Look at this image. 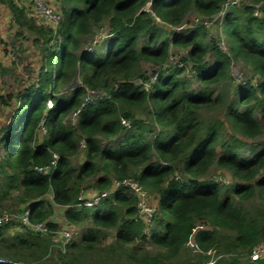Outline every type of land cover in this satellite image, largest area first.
I'll use <instances>...</instances> for the list:
<instances>
[{
  "label": "trees",
  "instance_id": "obj_1",
  "mask_svg": "<svg viewBox=\"0 0 264 264\" xmlns=\"http://www.w3.org/2000/svg\"><path fill=\"white\" fill-rule=\"evenodd\" d=\"M56 1L60 23L55 28L39 23L17 0H0L21 30L18 35L33 34L43 60L38 83L18 96L10 123L1 129L0 213L9 208L6 201L17 196L22 211L30 208L32 222L59 229L51 219L56 207H63L69 226L89 224L66 253L51 258L52 264H86L91 256L103 258V230L116 231L110 250L125 254L128 264H173L171 260L190 241L204 253L214 249L217 257L223 255L212 264H264V259L248 257L264 242V209L250 211L236 201L255 195L264 200V149L245 159L239 146L222 136L227 126L251 139L264 133V0H248V5L230 7L222 16L228 52L214 37L204 41L205 18L186 32L171 28L183 25L191 11L211 19L221 13L225 0ZM256 4L261 5L258 14ZM157 19L170 33L160 43ZM97 26L106 27L112 37L109 49L103 55L80 54L82 39ZM143 37L146 45L140 43ZM181 48H190L180 59L183 66L164 69L173 49ZM239 61L251 65L259 81L238 85L239 101L227 106L223 119H200L201 110L222 106V95L212 86L232 79L230 66ZM143 63L160 69L149 90L133 82ZM187 69L201 85L196 92L179 78ZM76 72L82 85L60 94ZM6 73L0 65V75ZM87 89L104 91L109 98L84 105ZM137 110H149V120L136 119ZM123 119L130 121V128ZM155 126L158 133L152 138ZM114 138H120L122 145L102 146V139ZM82 144L85 160L72 167V157ZM213 167L230 173L236 184L226 187L208 178ZM87 179L95 181L85 186ZM127 179L148 192L149 207L157 205L150 225L137 206L140 197L128 186L114 188ZM96 192L110 194L97 205H78L82 196ZM48 193L53 200L46 198ZM19 224L22 231L14 230V221L0 228V256L41 260L51 237ZM139 241L160 252L135 247ZM197 261L209 262L210 257Z\"/></svg>",
  "mask_w": 264,
  "mask_h": 264
},
{
  "label": "rangeland",
  "instance_id": "obj_2",
  "mask_svg": "<svg viewBox=\"0 0 264 264\" xmlns=\"http://www.w3.org/2000/svg\"><path fill=\"white\" fill-rule=\"evenodd\" d=\"M20 5L25 7L31 16H33L36 20H41L43 18H40L37 15L36 9H35V3L34 0H17ZM229 1V0H225ZM243 4L248 5V0H241L239 5L241 6ZM150 4L147 5V8H149ZM230 9V8H229ZM52 11L56 16H59V9L56 3L52 6ZM205 18V20H203ZM221 16L220 14L212 17L211 19H208L204 16L199 15L198 13L191 11L189 14L188 19L183 23V25L179 26L177 29L184 28L180 30L182 31H188L189 29H193L197 24L200 23V21H206L208 23V27H206V37L204 41L206 43H209L210 39L214 37L216 39V42L218 43L219 47L223 48L225 52H228V41L226 40L225 32L221 24ZM157 22L160 24L159 26V38L158 43L162 42L165 38L170 36V33L168 29L161 26L162 21L160 19H157ZM47 23V22H46ZM49 25V22L47 23ZM173 31H176L174 27H171ZM11 34L9 35V38L4 40L1 39V44L3 46L0 53V65H2L3 68L6 69L7 73L4 75H0V133L1 129L6 127L10 121L13 112L17 108L19 104L18 96L21 94H24L25 91L31 87L32 85H35L38 83L40 79V71L43 67V60L40 54V48L33 43V34L30 32L25 31L24 36H19L18 33L21 31L19 28L11 27L8 28ZM185 31V32H186ZM102 34V35H101ZM112 37L108 36L107 34V28L102 27H95L92 30V33H90L88 36L84 37L82 39V46L80 50V54L84 53L85 51L90 52L91 54H105L106 51L109 49L111 45ZM141 45L147 44V37H143L140 41ZM190 48H181V49H173L172 58H175V60L183 59L184 57H187L188 51ZM208 61L212 62L213 56L210 53L207 55ZM183 64V63H182ZM142 70L136 72L134 75V80L138 85H142L144 80L140 79V75H145L147 78L150 77L153 74V71L157 69V67H152L150 63H143L142 64ZM169 71V69H168ZM230 76L232 79H227L223 81L222 83L218 85L212 86V90H215L217 93H220L223 98L222 106H220L218 109H204L199 112V118L209 122L210 120L219 118L223 119L225 115V110L228 105L233 104L236 105L239 101L238 99V85L245 84L246 82L250 83H256L259 81V76L255 74L252 70L251 65L247 66L242 61L239 62H232L230 66ZM194 76L191 75L189 70L187 69L186 72L181 75L179 78L184 81V85L186 88L193 90L196 92L201 88V85L199 81H197ZM82 85V79L81 76L76 72L74 76L71 77L70 82L67 84V86L62 90V93H66L70 91L73 87ZM146 90V89H145ZM59 94V95H60ZM85 98V96H84ZM149 113V110H137L134 111L135 118L137 119H146L149 120V117L147 116ZM70 119L73 121L74 116L72 115ZM155 131L152 135H150L152 138L157 135L158 133V127L155 126ZM223 138L229 143L230 145H238L239 146V153L242 155L243 158L247 159L251 157L254 153L259 152L264 149V133L256 137L255 139L247 138L241 134H239L236 131H233L227 126L222 131ZM237 138L241 141V143L235 142L233 139ZM101 144L103 147H108L110 149H113L116 146L122 145L120 138H114L109 140H103L101 141ZM219 153L221 152V149H218ZM0 154H1V148H0ZM85 160L84 156V144L80 146V150L78 154L72 157V167H78L80 164L83 163ZM264 175V171H263ZM229 177V181L225 184L226 187H232L234 184H236L237 180L232 178L231 174L221 170L217 167H213L208 174V178L216 180L218 177ZM218 180V179H217ZM95 179H87L84 182V185H91ZM84 186V187H85ZM12 199V200H11ZM10 200L6 201V206L9 208L4 209L5 211L12 212L14 214H20L24 211L20 208V206H17V196L11 197ZM236 201L245 207V209L250 211L255 210H263L264 209V200H262L258 195H255L253 198H251L248 201H240L239 199H236ZM154 210L158 209L157 205L152 206ZM57 218L61 219V222H59L60 226L63 227L66 225V221L63 220V213L57 208L56 211ZM140 214L142 215V218H146L147 214H143L140 211ZM150 218V217H149ZM148 222V221H147ZM14 224L16 227H21L19 222L16 220L14 221ZM150 225V223L148 224ZM90 225L85 223L82 226L79 227H73L76 229L77 234L73 240V242H77L81 239L82 233L85 229L89 228ZM115 230H103L100 233V253L102 254L103 258H99L91 256L90 258L86 259V264H128L126 255H122L121 251H116V253L112 252L110 250V245L114 244L115 242ZM264 243V242H263ZM137 248H145L149 250L151 253H157L160 250L151 244L147 242H137L136 245H134ZM55 251H52L51 258L55 260L56 257ZM217 251L212 249L208 253H202L197 249L196 247L192 246L191 243H188L179 253V255L172 259L171 262L173 264H185L189 262L190 264H197L199 263L197 261L198 257L200 256H206L210 257V260H213L216 257ZM11 259H15L11 256H5ZM50 258V260H51ZM51 263V262H49ZM52 264V263H51Z\"/></svg>",
  "mask_w": 264,
  "mask_h": 264
},
{
  "label": "built area",
  "instance_id": "obj_3",
  "mask_svg": "<svg viewBox=\"0 0 264 264\" xmlns=\"http://www.w3.org/2000/svg\"><path fill=\"white\" fill-rule=\"evenodd\" d=\"M240 1L241 0L226 1V3L223 6V9L220 13L221 18L226 13L228 8L239 5ZM56 2H57L56 0H34L37 15L40 18H43L41 20H38L39 23L47 25V23L49 22V25H52L55 28L58 27V25L60 23V18H59V16H56V14H54L52 11V6ZM253 6L255 8V14H258L261 5L256 4ZM204 25L206 27L209 26L206 21H204ZM171 27H173V26H171ZM174 28H175V30H177V32L184 29V28H181L179 30V29H177L179 27H174ZM182 66H183V64H182L181 60H178V59L175 60V58H172L171 63L165 65L164 69H167L170 67H182ZM159 70H160L159 68L157 70H155V73H153L148 80L142 81L143 82L142 86L144 87V89L149 90L151 85L156 81V79L158 77ZM105 98H109V95L106 92H104V91H93V90L87 89L83 104L85 105L87 103H94L96 101H101ZM52 105H53L52 102L49 101L48 107H52ZM79 111L80 110L76 111L73 114V116H74L73 121L76 119ZM122 123L124 126H126L128 128H130V126H131V123L128 120L123 119ZM41 131H42V133H46V129H44V127H41ZM55 158L57 159V155L55 156ZM52 163L55 164L56 160H54ZM34 169L38 172H41V173H45V171H46V169H42V168H38V167H35ZM217 179H216V181L222 182L224 184H226L229 181L226 177H218ZM120 186H128L131 189L133 194L140 197L137 206L139 208V211H141V213L147 214L146 219L148 221L147 223L149 224L151 222L152 217H153L154 209L147 205V194H148V192L146 190H144L140 185H138V183L136 181H133L130 179L124 180L122 182H116L114 188L117 189ZM109 194H110V192H103V193H97L96 192V193H94V195H92L90 197H83L82 196L80 198L81 200H80V203L78 205L88 206V207L93 206V205H97L100 203V201L103 198L107 197ZM46 198L49 200H53L52 193H48ZM16 220L19 223L25 225L26 227H29L30 229H32L34 231L49 235L52 239V244L49 248L47 255L44 256L39 261H22V260H17V259H11V258H8L5 256H0V264H51L49 262L51 261L50 258L52 256V251L66 253L69 245L73 242V240L77 234L76 229L69 226V224H67V223L65 226L60 227L59 229H52L45 222H32L30 220V208L25 209L20 214H14V213L8 212V211H4V212L0 213V228L5 226L6 224L10 223L11 221H16ZM189 243H191L192 246L199 249L200 252L204 253L203 251L200 250L197 243H195L194 241H190ZM222 256L223 255H219L218 257L216 256L213 260H210L209 262H201V263H197V264H212V263H215L216 260ZM248 257L251 261H258L260 259H264V243H260V244L256 245L255 247H253L252 250L250 251V253L248 254Z\"/></svg>",
  "mask_w": 264,
  "mask_h": 264
},
{
  "label": "crops",
  "instance_id": "obj_4",
  "mask_svg": "<svg viewBox=\"0 0 264 264\" xmlns=\"http://www.w3.org/2000/svg\"><path fill=\"white\" fill-rule=\"evenodd\" d=\"M10 26L13 27V28L14 27L19 28L15 24V22L13 20V17H12V14H11L10 10L7 8V6L4 5V4H0V40L1 39L6 40V39L9 38V35L11 34V32L9 31L8 28H10ZM2 48H3V46H2L1 41H0V53H1V55H3V53L1 52ZM57 208L60 211H62L63 220H65L64 219V209H63V207H56L55 214H54V216L52 217L51 220L53 222H56V223L60 224L59 222H61V219H58L56 217L57 216V214H56ZM14 230L22 231L21 228H18V227H15Z\"/></svg>",
  "mask_w": 264,
  "mask_h": 264
}]
</instances>
